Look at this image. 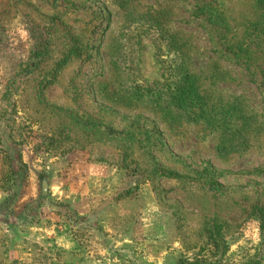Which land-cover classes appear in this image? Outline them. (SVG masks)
Instances as JSON below:
<instances>
[{
  "label": "rangeland",
  "instance_id": "obj_1",
  "mask_svg": "<svg viewBox=\"0 0 264 264\" xmlns=\"http://www.w3.org/2000/svg\"><path fill=\"white\" fill-rule=\"evenodd\" d=\"M76 163L121 178L99 198L118 231L146 185L178 259L218 258L219 222L222 264H264V0H0V264Z\"/></svg>",
  "mask_w": 264,
  "mask_h": 264
},
{
  "label": "crops",
  "instance_id": "obj_2",
  "mask_svg": "<svg viewBox=\"0 0 264 264\" xmlns=\"http://www.w3.org/2000/svg\"><path fill=\"white\" fill-rule=\"evenodd\" d=\"M95 165L77 164L70 169L74 176L72 182L63 179L52 182V188L59 192L57 203L51 204L48 211L44 205L32 213L19 210L14 214L19 228L21 223L26 228L14 227L16 230L8 234L11 257L6 264L176 263L178 243L172 242L170 247L168 237L157 229L146 228L143 223L142 217L147 207L152 205L149 188L143 185L140 197H129L118 203L117 218H127L121 221L123 223H130L132 215L141 213L139 221H135L137 225L128 224L118 231L107 214L115 201L102 204L99 198L112 196L121 178H116L118 175L113 168L108 170ZM103 186L105 188L102 189ZM32 244L36 252L28 249ZM157 247L163 252L155 261L153 254Z\"/></svg>",
  "mask_w": 264,
  "mask_h": 264
},
{
  "label": "trees",
  "instance_id": "obj_3",
  "mask_svg": "<svg viewBox=\"0 0 264 264\" xmlns=\"http://www.w3.org/2000/svg\"><path fill=\"white\" fill-rule=\"evenodd\" d=\"M65 61L61 62V65L64 64ZM170 175L172 173H169ZM214 186H216L214 184ZM135 191V190H134ZM133 191V192H134ZM132 190L128 187L124 188L122 191L118 192L115 199H124L129 198L133 194ZM254 215L257 217L258 223H259V231H260V237H261V246L264 245V207L262 206H255L254 207ZM222 224L219 222L212 223L211 226L207 227L209 231L207 232L209 239L215 244L216 249V256L218 255V258H215L213 261L207 262L205 261H198L195 259H188V258H180L176 260L175 264H222L221 260L226 252L227 245L225 240L222 238ZM215 257V256H214Z\"/></svg>",
  "mask_w": 264,
  "mask_h": 264
}]
</instances>
